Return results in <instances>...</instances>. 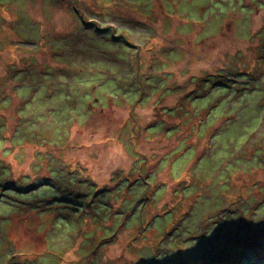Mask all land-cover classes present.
I'll use <instances>...</instances> for the list:
<instances>
[{"label":"rangeland","instance_id":"obj_1","mask_svg":"<svg viewBox=\"0 0 264 264\" xmlns=\"http://www.w3.org/2000/svg\"><path fill=\"white\" fill-rule=\"evenodd\" d=\"M234 257L264 264V0H0V264Z\"/></svg>","mask_w":264,"mask_h":264},{"label":"trees","instance_id":"obj_2","mask_svg":"<svg viewBox=\"0 0 264 264\" xmlns=\"http://www.w3.org/2000/svg\"><path fill=\"white\" fill-rule=\"evenodd\" d=\"M41 28H42V27H41ZM41 28H39L40 31H41ZM259 248H260V246H259ZM235 261H236V258L234 257V258H232V259H223V261H221V262H222V264H234Z\"/></svg>","mask_w":264,"mask_h":264},{"label":"flooded vegetation","instance_id":"obj_3","mask_svg":"<svg viewBox=\"0 0 264 264\" xmlns=\"http://www.w3.org/2000/svg\"><path fill=\"white\" fill-rule=\"evenodd\" d=\"M74 9V8H73ZM79 14V13H78Z\"/></svg>","mask_w":264,"mask_h":264}]
</instances>
